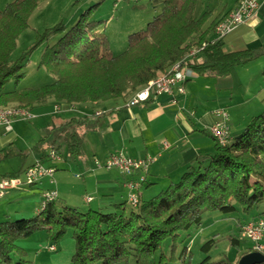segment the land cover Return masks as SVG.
Returning a JSON list of instances; mask_svg holds the SVG:
<instances>
[{
    "label": "trees",
    "instance_id": "16d2710c",
    "mask_svg": "<svg viewBox=\"0 0 264 264\" xmlns=\"http://www.w3.org/2000/svg\"><path fill=\"white\" fill-rule=\"evenodd\" d=\"M39 3L12 0L0 9V105L15 102L33 109L49 98L67 103L125 98L192 48H200L203 58L193 65L197 74L214 77L228 75L233 67L264 56V45L226 50L224 38H208L220 18L205 26L211 11L197 16L198 0H165L161 11L145 27L128 35L127 48L119 54L113 53L105 30H101L104 20L94 18L99 2L84 10L70 27L63 20L47 27L27 51L11 60L17 38L29 27L30 16ZM54 36H59L57 42L48 46L41 58L54 80L19 87L28 55ZM11 78H15L14 88L5 89ZM100 118L95 113L62 118L45 128L32 150L42 161L49 159L51 148L67 159L80 157L86 134L99 128ZM15 154L22 153L8 151L6 157ZM263 203L264 111L254 115L227 143L215 139L214 153L199 154L178 181L148 199H140L136 206L124 201L110 211L80 210L61 205L57 197L36 215L0 220V264H27L19 239L45 230L50 246L70 229L75 240L71 264H156L157 253L159 264L169 260H179L180 264H233L225 257L209 256L194 263L187 245L177 255L179 242L185 240L183 233L201 226L208 211L256 210L254 217H261ZM225 237L231 245L242 247L238 235ZM169 239L173 241L171 255L164 251ZM217 241L213 236L202 249L209 251ZM252 250V245L247 246L240 257ZM15 253L20 254L18 259Z\"/></svg>",
    "mask_w": 264,
    "mask_h": 264
},
{
    "label": "crops",
    "instance_id": "0c3cea01",
    "mask_svg": "<svg viewBox=\"0 0 264 264\" xmlns=\"http://www.w3.org/2000/svg\"><path fill=\"white\" fill-rule=\"evenodd\" d=\"M91 1L94 0L88 2L91 3ZM164 1L153 0L154 5L156 3L154 10L157 5L161 4L162 7ZM238 1L198 0L196 15L199 16L204 11H211L205 25L207 26L211 21L221 18ZM148 10L149 8L146 6L144 11ZM147 19H149V12L144 18H138V22L131 27L130 33L145 27L148 23L145 21L151 20ZM207 36L213 39L215 32L211 30ZM224 41L226 50L264 45V0H260L257 13L228 33L224 37ZM263 57L244 65L235 66L225 76L214 77L196 74L187 80L184 93L169 94L164 92L132 106L127 105V97L80 103H67L49 98L46 102L31 109L32 112H35L34 110L39 106L38 114L35 112L37 121L34 125L21 121L24 119L15 120L11 129L0 124V179H2L10 177L6 175L8 172L19 171L20 175L22 172L25 173L26 168L37 158H40L32 150V147L43 136L45 128L51 126L52 119L55 123L62 119V117H52L50 120L51 116L55 114V108H59L58 110L65 113L78 111V115L95 113L101 116L99 128L89 131L85 136L82 156L75 159H67L63 156L60 160L47 159L44 161L55 167L54 181L52 182L49 177L50 185H45L43 184L44 178H41L38 184L42 191L38 196V202L33 205V209L15 207L14 211H11V203H6V196L10 193L9 196L14 201L21 199L20 192L25 188L19 187L24 184L5 189L4 196L0 197V220L29 216L27 213L32 210L36 213L38 211L37 204L42 199L43 191L52 187L58 190V199L66 201V204L62 202L63 205L77 207L80 210L95 208L110 211L115 209L116 203L124 201L129 205L130 188L127 182L137 178L138 175L123 174L116 167L97 166L95 163L96 158L104 161L110 154L116 152L137 158L156 157L150 163L146 179L138 189L140 199L154 196L170 183L178 181L187 170L188 165L199 154L214 153L215 139L209 132V126L217 118L215 111L220 108H226L228 111V108L234 106L231 99L235 95L238 84L245 85L246 90L252 88L251 84L255 83V68L259 64L261 69L264 67ZM259 60L263 61L257 63ZM256 87H260L259 84ZM49 100H53V103L47 104ZM165 141L169 143V147H164ZM8 151L21 152L22 154L6 157ZM65 168L70 170L59 171V169ZM78 173L80 176H77ZM20 175L17 176L20 177ZM88 196H91L92 199L88 200ZM20 201L18 206L22 202ZM81 206L85 207L81 209ZM254 214H256V210L251 218L238 219V226L240 227L247 220L254 219ZM11 215H15V217L12 218ZM249 242L247 246L252 244L251 241Z\"/></svg>",
    "mask_w": 264,
    "mask_h": 264
},
{
    "label": "rangeland",
    "instance_id": "374dc122",
    "mask_svg": "<svg viewBox=\"0 0 264 264\" xmlns=\"http://www.w3.org/2000/svg\"><path fill=\"white\" fill-rule=\"evenodd\" d=\"M11 1L12 0H0V9H3ZM88 1L89 0H40L38 7L30 16L29 27L18 36L16 47L12 51L10 59L14 60L23 52L27 51L36 41L37 34L42 33L47 27L53 26L61 20H63V22L70 27L75 24L80 14L84 10L99 2L100 5L94 14V18L104 20L101 30H105V33L108 36L110 48L113 53L119 54L127 48L128 35L130 33L131 27L134 26L136 22H138V18H144V16L149 12V19L147 20H150L162 9L160 4L157 5L156 10H154L156 3L154 5L153 0H94L91 1V3ZM146 6L149 8L148 11H144V8ZM58 38L59 36L51 37L48 41H44L43 43L38 45L28 55L24 67L25 76L21 80L19 87L24 88L30 86H40L50 83L54 80V74L47 70L45 64L41 63V58L45 49L48 46L55 44ZM262 59L264 60V57ZM263 60H259V62L257 63H260V61ZM263 69L264 67L261 69L260 64L257 68H255V83L251 84V89L246 90L245 85L238 84L236 86L235 95L231 99L233 100L234 106L228 108L229 114L231 113L230 124L232 126L230 130V138L231 136L235 137L236 135L241 133L245 129L247 124L251 121L253 115L259 114L264 111ZM258 84L260 87L257 88L256 86H258ZM14 86L15 78H11L6 83L5 89H13ZM132 93L126 96V101ZM51 103H53V100H49L47 102V104ZM14 104L20 106V104L15 102L9 103L5 106H14ZM38 108L39 106L34 110L36 113L38 112ZM78 114V111H68L65 113L61 110H56L55 114L51 116L50 120L52 119V117L68 118L70 116ZM21 121H24L27 124L34 125L35 121H37V117H35L34 119ZM50 124L51 126L56 124L54 119H52V122H50ZM62 170L69 171L70 169H59V171ZM20 177L23 178V182H21L20 185H24L20 186L19 188H25V190H21L20 192V194H22V200L19 199V201H22H20V206H18L19 201L17 199L14 201V199L9 196L11 195V191L9 192L10 194L6 196V203L10 202L12 205L11 211H14L13 209H15V207H27L28 210L33 209V205L38 202V196L42 191L41 186L38 184L39 181L34 184H29L27 181H25L26 178L24 172H22ZM45 177H43V184L50 185L49 176ZM141 186L142 183L139 187ZM59 202L61 205H63V203L66 204V201L63 199H60ZM39 205L40 203L37 204V208L39 207ZM83 207L85 206H81V209ZM260 208H264V203L260 205ZM254 212L255 210L250 213H244L242 210H238L233 213H224L219 210L206 212V214L204 215L203 224L201 226L193 227L189 232L183 233V237L185 240L183 243L179 242V247L176 254H179V251L183 245H187L192 252V260L194 263H199L207 256H209L211 259L225 257L231 260L233 264H235L237 260L241 258L240 255L242 254L243 249H246L244 247L247 246L248 243H250L249 241H251L244 234H241L243 233V224L239 227L237 220L243 218H251ZM38 213V211L34 213V211L32 210L27 214H29V216H33ZM11 217L14 218L15 215H11ZM188 233L190 234L187 235ZM230 234L238 235L240 237L242 247L239 248L230 244L229 237H225ZM213 236L218 237L217 244L214 245L209 251L202 249V245ZM172 242L173 241L169 239L164 246V251L168 255L172 254ZM18 243L25 249V254L23 255V257L27 259V264H71L72 255L75 251V240L72 235V229L65 233L54 244L55 249L49 248V244L47 242V233L45 230H40L30 235L29 237L21 238L18 240ZM251 245L253 247V243ZM159 255L160 253H157L155 257L154 261L156 264H159ZM19 257V253L14 254L15 259H18ZM164 264H180V261L169 260Z\"/></svg>",
    "mask_w": 264,
    "mask_h": 264
},
{
    "label": "built area",
    "instance_id": "2783aa9c",
    "mask_svg": "<svg viewBox=\"0 0 264 264\" xmlns=\"http://www.w3.org/2000/svg\"><path fill=\"white\" fill-rule=\"evenodd\" d=\"M260 0H241L239 8H232L230 11V17L224 22L223 26L218 27L215 37L224 38L228 33L235 29L239 24L245 22L257 13L259 8ZM202 56L200 54V48L196 50V55L193 58L186 59L185 62L173 66L172 72H167V76L164 79L158 81V83L153 86L148 87L145 93L138 96V98H128L127 105L132 106L140 102L147 101L153 96L160 93L174 94L175 92L184 93L186 91V83L183 81V74L186 73H196V69L193 67L194 64L202 61ZM58 110L59 108H55ZM217 118L209 126V132L211 135L221 144L227 139V131L231 130L230 117L226 108H220L216 111ZM37 116L35 112L30 113H7L0 114V124L11 129L13 127V122L17 119L30 120ZM164 147H169L167 141L164 142ZM50 160H60L62 159V154H60L56 149L51 148L49 150ZM156 157L147 156L145 158H137L128 156L122 152L112 153L104 161L95 159L97 166L104 167H116L123 174L134 175L137 174L138 178L129 180L127 182L130 192L128 194V201L130 204L136 206L139 203L140 196L138 189L141 183L145 181L146 173L149 169L150 163ZM55 167L46 164L40 158H37L31 165H29L25 170V178H35L41 180L44 176H49L51 181H54ZM77 176H80L78 173ZM23 178L19 176L14 177H4L0 179V197L3 195V186L9 182H20ZM58 197V190L56 188H47L42 193V201L40 207H45L46 204ZM88 200L92 197L88 196ZM243 234L249 238L253 243V249L264 252V215L258 218L247 220L242 225ZM49 248L55 249V245H50Z\"/></svg>",
    "mask_w": 264,
    "mask_h": 264
},
{
    "label": "bare ground",
    "instance_id": "6f19581e",
    "mask_svg": "<svg viewBox=\"0 0 264 264\" xmlns=\"http://www.w3.org/2000/svg\"><path fill=\"white\" fill-rule=\"evenodd\" d=\"M239 4H241V0H239L237 2V4L233 7V8H239ZM230 11H232V9H230L227 13H225L220 19L219 21L216 23L215 28H214V32L217 33L218 31V27L223 26L224 22L227 20V17H230ZM199 48H192L191 50L188 51V53L183 56L182 58L178 59L177 61L173 62L167 69H165L164 71H162L161 73H159L156 77L150 79L147 83H145L141 88L135 90L132 94H131V98H138V96H141V94L145 93V90H148V87L153 86L154 84L158 83L159 80L164 79V77L167 76V72H172L173 71V66L180 64L182 62H185L186 59H190L193 58V56L196 55V50H198ZM196 75V73H186L183 74V81L184 83L187 82V80H189L190 78L194 77ZM31 108H27L24 106H19L14 104V106H0V114H7V113H30ZM230 139V130L227 131V139L226 141H224L223 144L227 143ZM29 184H32L36 181H39V179H35V178H26V180ZM23 181L20 182H9L6 183L5 186H3V192L6 188L8 187H12L15 185L20 184ZM44 207H40V209H43ZM243 231V230H242ZM258 251V250H256Z\"/></svg>",
    "mask_w": 264,
    "mask_h": 264
},
{
    "label": "water",
    "instance_id": "95a60500",
    "mask_svg": "<svg viewBox=\"0 0 264 264\" xmlns=\"http://www.w3.org/2000/svg\"><path fill=\"white\" fill-rule=\"evenodd\" d=\"M264 261V253L252 250L241 256L237 264H257Z\"/></svg>",
    "mask_w": 264,
    "mask_h": 264
}]
</instances>
